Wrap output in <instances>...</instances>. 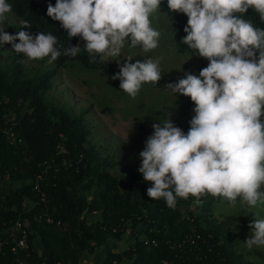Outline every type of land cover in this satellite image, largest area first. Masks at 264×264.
Returning a JSON list of instances; mask_svg holds the SVG:
<instances>
[{
    "label": "trees",
    "instance_id": "trees-1",
    "mask_svg": "<svg viewBox=\"0 0 264 264\" xmlns=\"http://www.w3.org/2000/svg\"><path fill=\"white\" fill-rule=\"evenodd\" d=\"M6 2L18 21L31 25L25 29L31 35L51 32L61 51L79 46L81 52L75 57L61 55L45 70H29L18 53L10 62L0 61V177L7 183L0 188V229L4 222L18 218L30 229L28 249L15 255L6 248L0 264H84L89 256L95 258L94 264H163L166 260L173 264H264V246H245L248 234L234 213L217 205L218 197L178 198L174 208L163 198L151 200L147 196L151 182H145L138 171L141 161L119 167L117 147L109 150L106 144L90 139L93 125L88 110L77 111L59 91V70L78 64L113 75L119 65L101 63L97 57L90 61L81 38L69 39L61 23L47 16V5L55 6L56 0ZM159 10L167 15L177 51L188 52L182 43L188 17L169 11L167 0H162ZM244 18L264 28L253 8ZM9 45L0 46V53H7ZM208 64L207 58L200 57L201 69ZM153 116L164 120L168 112ZM176 117L173 124L178 127L182 115ZM152 124L147 125L149 135ZM8 125L14 126L15 143L3 133ZM141 143H146L145 137ZM42 171L46 173L41 186L50 200L47 210L32 187ZM21 182L25 184L18 186ZM27 201L34 203L32 208L26 207ZM98 213L101 219L92 221ZM128 230L134 231V244L115 252L109 240L121 241ZM146 239L156 240L157 245L145 244Z\"/></svg>",
    "mask_w": 264,
    "mask_h": 264
},
{
    "label": "clouds",
    "instance_id": "clouds-1",
    "mask_svg": "<svg viewBox=\"0 0 264 264\" xmlns=\"http://www.w3.org/2000/svg\"><path fill=\"white\" fill-rule=\"evenodd\" d=\"M162 0H56L47 5V16L59 21L68 38L79 36L91 62L97 55L118 57L126 41L144 52L158 47L160 32L151 26L150 15ZM169 11L188 17L182 43L209 64L199 76L184 73L164 90L190 97L195 115L185 134L168 118L152 124L138 169L151 182L147 196L163 198L174 208L178 198L206 194L222 197L235 207L264 202V28L255 26L244 13L253 8L264 21V0H167ZM12 5L0 0V21ZM238 14V15H237ZM20 29L8 33L0 26V46L28 61L61 55L75 57L79 46L60 50L51 32L31 35V25L21 19ZM18 41V42H17ZM258 52V55H257ZM129 57L111 77L122 92L135 97L144 84L157 85L162 78L160 58ZM239 198V200H238ZM244 241L247 248L264 246V219L255 217Z\"/></svg>",
    "mask_w": 264,
    "mask_h": 264
},
{
    "label": "rangeland",
    "instance_id": "rangeland-1",
    "mask_svg": "<svg viewBox=\"0 0 264 264\" xmlns=\"http://www.w3.org/2000/svg\"><path fill=\"white\" fill-rule=\"evenodd\" d=\"M150 20L151 26L160 32L156 49L144 52L140 46L130 47L126 41L118 57L100 54L97 55V59L101 63H113L118 66V62L119 64L123 63L129 57L133 59L131 63L146 58H160L163 74L156 86L144 84L138 94L131 97L122 92L119 80L111 79L115 74L108 75L97 69L85 70L78 64L61 68L59 70L60 79L56 81L59 91L64 93L77 111L85 108L88 110V118L93 125L92 134L89 135L90 139L95 143L106 144L109 150L117 147L115 158L119 167L136 166L141 161L139 153L144 150L145 143L139 144L140 138L145 137L147 140L153 134V129L150 135L148 133V123L159 122V120L153 119L155 118L154 112L164 110L168 112V115L171 113L172 122L176 120L177 115H182L178 127L185 134L189 130L190 120L195 115L193 111L195 104L190 97L182 96L179 93L174 96L164 90V87L167 83H176L179 79L184 78L186 72L199 76L202 70L200 56L191 49L184 54L177 51L166 13L157 9L150 15ZM0 26L10 34H15L20 30L19 21L12 13L5 14L3 21H0ZM84 43L81 41L83 46ZM7 49V53H0L1 62H10L13 60L11 56L15 57L16 53L12 51L11 45ZM22 55L24 56V54ZM24 61L25 67L29 70H35L38 67L45 70L51 66L47 60L28 61L24 56ZM55 96L62 99L61 94H55ZM152 108H154V112H151ZM261 191H264V184L261 185ZM217 199L218 206L224 211L236 215L243 225V231L248 235L251 231L248 227L250 220L255 217L264 219V202L258 201V204L252 207L239 203L235 207H231L222 197ZM216 210L218 211V208ZM132 233L134 231L128 230L119 242L111 240L115 252L124 251L134 244L135 239L132 237Z\"/></svg>",
    "mask_w": 264,
    "mask_h": 264
},
{
    "label": "built area",
    "instance_id": "built-area-1",
    "mask_svg": "<svg viewBox=\"0 0 264 264\" xmlns=\"http://www.w3.org/2000/svg\"><path fill=\"white\" fill-rule=\"evenodd\" d=\"M3 133L7 135L11 143L18 141L16 132L14 131V126L8 125L3 129ZM63 163L66 164L67 161L65 160ZM45 173L46 171H42L35 176V179L32 181V187L38 195L39 202L43 204L44 208L47 210L50 205V200L46 190H44L41 186ZM48 222H52V220L49 218ZM29 234V225L25 224L20 218L10 222H4L2 228L0 229V254H4V250L6 248H9L15 255H17L20 251H26L28 249ZM145 244H152L153 246H156L157 241L151 240V242H149L148 239H146ZM163 264H173V262L166 260Z\"/></svg>",
    "mask_w": 264,
    "mask_h": 264
},
{
    "label": "crops",
    "instance_id": "crops-1",
    "mask_svg": "<svg viewBox=\"0 0 264 264\" xmlns=\"http://www.w3.org/2000/svg\"><path fill=\"white\" fill-rule=\"evenodd\" d=\"M6 184H7V183H5V181L0 177V188L5 187ZM23 184H25V182L18 183V186H21V185H23ZM33 205H34V203L31 202V201H27V203H26V207H27L28 209H29V208H32ZM91 219H92V221H94V222L97 221V220H99V219H101V213H98V214H94V215H92V218H91ZM108 243H109V245L113 248V245H112V243H111V240H109ZM94 260H95L94 257L89 256L88 259L84 261V264H94ZM99 261H100V260H99ZM123 264H126V263H123Z\"/></svg>",
    "mask_w": 264,
    "mask_h": 264
}]
</instances>
